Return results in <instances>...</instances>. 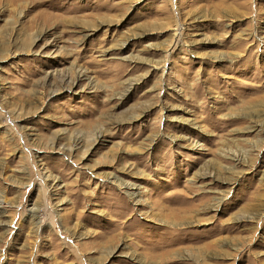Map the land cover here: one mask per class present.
Listing matches in <instances>:
<instances>
[{
  "label": "rangeland",
  "instance_id": "1",
  "mask_svg": "<svg viewBox=\"0 0 264 264\" xmlns=\"http://www.w3.org/2000/svg\"><path fill=\"white\" fill-rule=\"evenodd\" d=\"M0 264H264V0H0Z\"/></svg>",
  "mask_w": 264,
  "mask_h": 264
}]
</instances>
